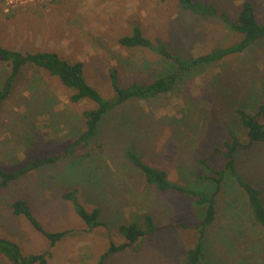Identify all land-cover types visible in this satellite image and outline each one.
<instances>
[{
	"label": "rangeland",
	"instance_id": "374dc122",
	"mask_svg": "<svg viewBox=\"0 0 264 264\" xmlns=\"http://www.w3.org/2000/svg\"><path fill=\"white\" fill-rule=\"evenodd\" d=\"M231 19L248 1L264 23V0H200ZM154 43L166 44L183 59L196 58L239 36L220 19L199 17L176 0H0V39L21 52H55L82 62L84 77L107 100L113 98L109 71L117 69L121 87L148 83L165 72L167 61L142 48H123L122 37L133 27ZM0 63V90L7 75ZM71 91L47 73L25 68L0 108V167L14 171L36 158L56 155L83 129L82 112L89 101L73 104ZM264 102V40L244 53L187 77L173 91L148 100H130L106 114L90 146L67 159L45 165L0 189V237L22 252H49L47 264H97L109 246L125 238L121 225L152 217L155 233L131 249L113 254L106 264H184L185 252L197 242L203 220L196 200L176 191L157 193L145 185L128 158L133 152L187 189L209 186V168L220 170L223 149L233 131L242 143L246 132L237 108L254 112ZM81 161L80 163H78ZM238 172L264 200V145L240 148ZM228 176L217 196V218L205 228L200 264H264V231L250 225L241 191ZM77 190L89 210L100 209L102 226L90 230L64 193ZM25 200L46 232H67L55 246L6 203ZM0 264L7 261L0 256Z\"/></svg>",
	"mask_w": 264,
	"mask_h": 264
},
{
	"label": "trees",
	"instance_id": "16d2710c",
	"mask_svg": "<svg viewBox=\"0 0 264 264\" xmlns=\"http://www.w3.org/2000/svg\"><path fill=\"white\" fill-rule=\"evenodd\" d=\"M166 2L167 0H160ZM180 8L199 17L218 18L224 27L239 36V40L230 46H219L206 54L196 58L183 59L171 52L164 43H154L147 39L139 27H133L130 36L122 37L118 44L123 48H142L148 50L164 61H167L169 69L155 76L148 83H134L129 87H121L117 69L109 71L110 82L113 90V98L107 100L92 86L84 77V65L82 62L71 63L55 52H21L15 49L5 48L0 39V63L5 64L7 75L0 90V108L9 98L14 82L20 78L25 68L41 70L48 75L55 77L68 90L71 91L69 101L78 104L89 101L94 107L82 112L83 129L77 135L74 142L64 151L43 158H36L21 169L8 171L0 167V189H6L11 183L17 181L26 174L33 172L45 165H52L56 162L67 159L77 152L90 146L96 138L99 125H101L107 113L118 105L127 101L148 100L159 95L173 91L183 80L190 77L194 72L201 71L206 67L216 65L229 56L244 53L254 43L264 40V23L258 21L254 5L251 2H244L231 19L223 10L206 4L200 0H176ZM235 113L238 116L240 126L245 130L247 142L242 143L233 131L229 132V140L223 144V149L215 148L214 152L219 154L223 160V168L215 170L209 168L207 161L200 160L199 164L210 170L209 178L199 175L198 179L206 180L209 186L198 185L197 188L187 189L168 180L167 173L161 169L147 164L139 155L129 152L128 158L133 165L141 172L145 185L153 188L157 193L176 191L186 194L196 200V208L202 210L203 220L197 228L196 245L185 252L184 264H200L202 260V240L205 228L213 224L217 218V196L221 192L225 179L228 176L236 188L242 192L245 204L250 212V225L254 229L264 231V200L261 191L246 180L237 169L236 153L240 148L250 149L254 145H264V102L256 107L254 112H247L243 108H237ZM79 161L78 163H80ZM63 198L73 203L76 214L84 221L86 226L93 230L102 226L100 221L101 211L99 208L87 209L79 200L77 190H70L64 193ZM6 206L14 216L24 217L33 228L42 233L53 247L61 241L67 232L49 233L46 232L39 221L33 216L28 203L22 199H15L6 203ZM142 225L133 222L119 227L120 233L125 238L121 245L109 246L108 250L101 255L97 264H106V261L113 255L131 249L137 242L141 243L152 236L157 227L152 217L145 215ZM0 256L7 264H47L50 257L49 252L42 254L26 255L20 246L0 237Z\"/></svg>",
	"mask_w": 264,
	"mask_h": 264
}]
</instances>
